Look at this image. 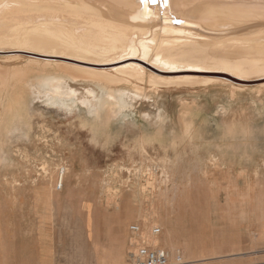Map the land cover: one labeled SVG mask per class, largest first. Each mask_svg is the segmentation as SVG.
I'll use <instances>...</instances> for the list:
<instances>
[{
    "label": "rangeland",
    "instance_id": "374dc122",
    "mask_svg": "<svg viewBox=\"0 0 264 264\" xmlns=\"http://www.w3.org/2000/svg\"><path fill=\"white\" fill-rule=\"evenodd\" d=\"M14 46L0 44V264H39L36 249L52 252L62 229L75 252L84 235L88 263L90 243L105 262L131 264L144 241L168 264H264V69L150 81L167 75L155 68L186 65L116 55L105 66L131 61L145 72L113 84V96L50 61L82 63ZM51 80L74 95L51 103ZM41 223L48 240L30 233Z\"/></svg>",
    "mask_w": 264,
    "mask_h": 264
},
{
    "label": "bare ground",
    "instance_id": "6f19581e",
    "mask_svg": "<svg viewBox=\"0 0 264 264\" xmlns=\"http://www.w3.org/2000/svg\"><path fill=\"white\" fill-rule=\"evenodd\" d=\"M0 44L13 48L22 44L40 51L38 55L82 63L50 61L61 66L66 76L95 81L105 94L117 90L112 88L117 82L143 78L145 70L139 63L105 66L116 63V59L111 60L113 56L122 59L139 52L148 63L186 65L167 71L155 68L167 75H152L150 81L206 78L198 75L202 72L238 79L264 69V0H0ZM207 63L217 70L198 69ZM60 82L48 83L51 86L46 97L51 103L64 104L75 93ZM85 93L92 101L93 91ZM120 97L117 99L122 101Z\"/></svg>",
    "mask_w": 264,
    "mask_h": 264
},
{
    "label": "crops",
    "instance_id": "0c3cea01",
    "mask_svg": "<svg viewBox=\"0 0 264 264\" xmlns=\"http://www.w3.org/2000/svg\"><path fill=\"white\" fill-rule=\"evenodd\" d=\"M35 218L37 219V217ZM88 223H89V226H92L90 222ZM48 230H49V226H47L44 223H41L31 228L30 233L32 236L35 234V237L39 236L40 239L44 240V239H47V236H49ZM60 234H61L60 238L57 239L55 237L56 233L52 232L51 241H53L52 244L54 246L52 247V252L47 250L46 248V246H48L47 243H42L43 246H41V244L39 245L40 249L38 248L36 249V252H37L36 255L38 256H36L34 259L37 263L39 264H119V263H123L122 257H121L122 258L121 260L116 259L115 262H111V261L105 262L102 258L103 253L100 252V249L95 252L93 249V244L91 245V243L89 246L90 249L88 250V254H87L90 262L89 263L85 262L84 247H83L84 246L83 244L84 235L82 237V247L77 249L75 252L70 247L72 239H71L69 229H62ZM77 243H78V240H77ZM50 253L52 257L50 256ZM75 256L77 257L74 259L73 257Z\"/></svg>",
    "mask_w": 264,
    "mask_h": 264
},
{
    "label": "built area",
    "instance_id": "2783aa9c",
    "mask_svg": "<svg viewBox=\"0 0 264 264\" xmlns=\"http://www.w3.org/2000/svg\"><path fill=\"white\" fill-rule=\"evenodd\" d=\"M138 225H131L130 231L134 235L139 233ZM153 234H157L159 232V228L155 227L151 229ZM131 264H168L169 263V255L168 253L161 247H152L144 241L141 244H138L135 249L130 253Z\"/></svg>",
    "mask_w": 264,
    "mask_h": 264
}]
</instances>
